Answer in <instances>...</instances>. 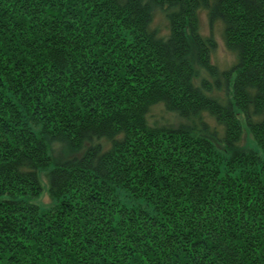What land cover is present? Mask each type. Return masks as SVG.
Here are the masks:
<instances>
[{"label":"trees","instance_id":"trees-1","mask_svg":"<svg viewBox=\"0 0 264 264\" xmlns=\"http://www.w3.org/2000/svg\"><path fill=\"white\" fill-rule=\"evenodd\" d=\"M0 264H264V0H0Z\"/></svg>","mask_w":264,"mask_h":264},{"label":"rangeland","instance_id":"rangeland-1","mask_svg":"<svg viewBox=\"0 0 264 264\" xmlns=\"http://www.w3.org/2000/svg\"><path fill=\"white\" fill-rule=\"evenodd\" d=\"M201 20L200 25L202 26V34L206 35L210 33V26L208 25V17L207 15L202 12L200 13ZM153 20V25L160 27L163 29L164 24V17L159 12L155 13ZM221 28L222 26L220 23L216 22L214 27L212 28V35L216 41L215 49L211 53V58L214 60V62L219 65L221 68H228L230 65L234 64L237 60L235 57V54L232 53L229 49H227L224 46L223 37L221 36ZM152 116H154V119L156 118V122L158 124H164L166 122L173 121L172 115L170 113H164L160 107H155L152 110ZM242 147H245L248 150H254L257 146L255 142L252 139L251 134L248 132L247 128L243 127V138L241 140ZM52 156L54 158L59 157H68L70 154L66 152V149H63L62 145H54L52 147ZM49 169H42L39 171L40 175V182L42 186V191L40 192L37 199H34V203H36L39 207L42 209H50L55 203L56 200L49 195L48 187L47 185V179H46V173ZM122 200L124 202H127L129 204H134V201L128 197L127 193H124L122 191L119 192Z\"/></svg>","mask_w":264,"mask_h":264}]
</instances>
